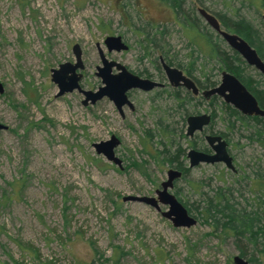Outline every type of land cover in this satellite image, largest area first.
<instances>
[{
    "label": "rangeland",
    "instance_id": "374dc122",
    "mask_svg": "<svg viewBox=\"0 0 264 264\" xmlns=\"http://www.w3.org/2000/svg\"><path fill=\"white\" fill-rule=\"evenodd\" d=\"M189 2L185 7L192 6L203 30L219 37L227 52L231 48L198 14L199 7L244 17L264 38V8L258 0H205L202 6ZM144 19L167 21L164 38L170 56L188 61V40L172 23L173 12L159 0H0V123L6 127L0 130V264H114L115 259L117 264H233L238 254L234 237L204 221L201 200L221 188L239 206H255V197H264L255 193L249 179L258 168L264 173L259 142L246 138L243 129H226L218 101L209 106L199 97L186 103L189 114L215 109L212 130L228 134L235 172L223 163H201L175 180L171 192H177L197 222L174 227L161 215L167 206L160 204L158 211L122 200L127 195L155 197L173 168L147 153L164 147L168 138L160 127L168 126L185 153L191 144L195 149L207 146L201 135L182 137L184 114L169 90L132 91L134 108L123 107L121 116L107 97L83 105L80 90L57 96L58 86L51 80V68L74 62L72 46L78 44L81 90L96 91L103 85L95 74L101 66L98 47L108 60L161 81L156 64L160 50L147 48L145 54L138 42ZM107 35H120L128 49L108 51ZM193 56L194 76L202 80L207 74L218 82L217 65L200 52ZM245 69L262 82L257 70ZM111 135L120 141L114 149L119 166L93 147ZM183 162L187 168L186 154Z\"/></svg>",
    "mask_w": 264,
    "mask_h": 264
},
{
    "label": "trees",
    "instance_id": "16d2710c",
    "mask_svg": "<svg viewBox=\"0 0 264 264\" xmlns=\"http://www.w3.org/2000/svg\"><path fill=\"white\" fill-rule=\"evenodd\" d=\"M174 14V20L172 23L178 25L186 36L188 44L191 47L189 53V59L183 63L177 61L176 57L170 56L168 48L166 47V40L164 38L166 32L167 21L165 22H150L144 19L145 23L141 25L139 35L142 38L138 41L140 46L145 50V54H148V49H158L164 60L176 67L184 70L193 80L202 88H209L216 84L211 81L207 74H203L202 80H199L195 73L196 57L193 56L194 51L200 52L206 59L211 60L214 65H217L219 70H227L234 74L245 87L255 96L259 106L264 109V77L257 73L260 79L254 78L246 71V66L243 59L234 50L230 49L227 52L223 45L218 42V38L214 39L212 33L204 31L203 27L197 22V18L194 15V9L192 6L185 7L186 3L190 1L194 3V0H159ZM199 5H203L205 0H195ZM242 2L247 0H241ZM189 2V3H190ZM259 5L264 8V0H258ZM207 10V9H206ZM216 16L221 26L233 33L238 34L244 38L252 47L255 48L260 58L264 61V38L260 31L255 28L250 21L244 17H230L225 14L212 13ZM222 43V39H220ZM173 101L176 103V107L181 108V113L186 115L187 109H185V97H180V93L176 90L173 92ZM194 99L191 96L192 100ZM218 101V109L223 112V121L226 123V129L248 131L246 138L249 140L257 141L258 144L264 148V118L257 116H244L237 110L228 104H225L218 97L212 96L208 102L209 106H212L214 102ZM212 122L216 117L215 109L212 110ZM213 125L209 127L212 131ZM160 131L167 135L166 143L161 149H153L147 153L156 161L161 164L168 163L171 167H174L182 172L184 175L188 168L185 167L183 159L185 158V149L181 146L180 142L175 141L173 132L168 129V126L160 127ZM223 138L226 139L227 133L218 131ZM147 135H151V131H146ZM185 137V134L182 135ZM228 142V139H226ZM149 144V140L144 139L142 146L144 150L146 145ZM151 146V141H150ZM194 147V144H191ZM206 148L203 147V150ZM252 188L255 193H264V173L258 168L253 172L250 178ZM177 196V192L174 193ZM177 199L186 207L188 212L189 208L184 204L179 197ZM256 205L247 208L238 205L232 198V193L222 191L221 188L214 190L211 196L203 195L201 200V214L204 221L208 222L216 231L221 229L224 235H231L234 237L235 245L238 250V255L243 257L249 262L254 264L256 262L264 264V197L259 199L255 197ZM117 259L114 260V264H117Z\"/></svg>",
    "mask_w": 264,
    "mask_h": 264
},
{
    "label": "water",
    "instance_id": "95a60500",
    "mask_svg": "<svg viewBox=\"0 0 264 264\" xmlns=\"http://www.w3.org/2000/svg\"><path fill=\"white\" fill-rule=\"evenodd\" d=\"M198 14L203 18L206 24L221 37V39L234 50L244 60V62L256 69L264 76V61L260 58L255 48L252 47L244 38L236 33L224 29L219 23L215 15L206 9L199 7ZM264 22V13L261 15ZM104 43L108 51L127 50L128 45L122 40L120 35H107ZM72 52L74 54V62H63L57 68H51V80L57 84V96L74 89L80 90L85 98L83 105L88 102L91 104L97 100L107 97L113 102L119 112H122V106L128 105L132 108V103L127 97L126 92L130 89H140L148 91L155 86L161 84L147 78H142L131 73L127 68L113 60H108L103 51L98 47V54L101 60V66L96 67V76L101 78L103 83L96 91L81 90L79 80L81 73L78 70L83 68L82 52L78 44H73ZM162 68L172 86L182 85L192 93H198V87L192 79L185 76L180 69L175 66L166 64L161 59ZM113 68L116 72H113ZM3 92V85L0 83V93ZM204 97L217 95L227 104L233 106L243 115H255L264 118V109L261 108L254 95L245 87V85L232 73L223 70L219 83L202 92ZM186 136H192L196 131H201L210 122V115L202 113L199 115H190L187 117ZM6 128L0 123V130ZM205 140L211 149V152H204L194 148H190L186 152L188 158V166L194 167L201 163L214 164L223 163L225 167L235 172L233 157L230 155L227 142L221 135H206ZM119 139L111 135L105 141L93 143L95 152L103 155L108 161L119 166L121 160L115 156L114 149L119 144ZM181 177V171L175 168H169L166 172V179L163 180L159 188L155 190L153 196L127 195L122 198L123 201L141 202L152 206L160 211L159 205L167 206V209L161 211V215L169 219L174 227H191L196 224L197 220L186 209V207L171 192L174 181ZM233 264H249L247 260L238 254L232 258Z\"/></svg>",
    "mask_w": 264,
    "mask_h": 264
},
{
    "label": "flooded vegetation",
    "instance_id": "af4514ba",
    "mask_svg": "<svg viewBox=\"0 0 264 264\" xmlns=\"http://www.w3.org/2000/svg\"><path fill=\"white\" fill-rule=\"evenodd\" d=\"M264 23V22H263ZM161 59L166 63V64H168V65H170V66H174V65H171V64H169V63H167L165 60H164V58L162 57V55H159L158 56V62L156 63L157 64V67H158V70L162 73V75H163V77H162V79H161V81H157V80H154L151 76H148V75H143V74H138V73H134L133 71H131V70H129L131 73H133V74H136V75H138V76H140V77H142V78H147V79H150V80H152V81H155V82H157V83H159V84H161V85H159V86H155V87H153L152 89H150V90H148V91H143V90H140V89H130V90H128L127 92H126V94H127V97H128V99L130 100V102L132 103V108L131 107H129L128 105H123L122 106V112H120V114H121V116H123V107H127L128 109H133L134 108V104H133V102H132V100L130 99V94L132 93V91H134V90H138V91H141V92H144V93H148V92H151V91H154V92H158V91H163V93L164 92H167L168 90H169V95L173 98V92H174V90H176V91H178L179 93H180V97H187L186 99H185V102H187V103H189L190 102V100H188V99H191V96H193L194 97V99H197V98H199L200 97V99H201V101H206L207 102V105H208V102H209V100L211 99V97L212 96H216V97H218L221 101H223V99L221 98V97H219V96H217V95H210L209 97H204V95H203V91H205V90H207V89H210V88H212V87H214V86H216L218 83H219V81H220V79H219V81L218 82H216V84L214 85V86H212V87H209V88H202V87H200L194 80H193V78H191V76H189L184 70H182V69H180V68H178V69H180L181 71H182V73L185 75V76H187V77H189L190 79H192L193 81H194V83L197 85V87H198V93H196V94H194V93H192V91L191 90H188V89H186L184 86H182V85H178V86H172L170 83H169V81H168V79H167V76H166V74H165V72H164V70H163V68H162V64H161ZM244 61V60H243ZM245 63V62H244ZM245 66H248V67H252V66H249V65H247L246 63H245ZM126 67V66H125ZM176 67V66H175ZM127 68V67H126ZM127 70H128V68H127ZM223 70H225V69H223ZM223 70H220V78H221V72L223 71ZM256 70V69H255ZM225 71H227V70H225ZM229 72V71H228ZM231 73V72H230ZM234 75V74H233ZM262 75V74H261ZM264 77V76H263ZM164 78H165V80H164ZM255 97V96H254ZM194 99H192V100H194ZM224 102V101H223ZM225 103V102H224ZM225 104H227V103H225ZM228 105H230V104H228ZM231 106V105H230ZM184 107H186V105L184 106ZM231 107H233V106H231ZM234 108V107H233ZM179 109H181V108H179ZM186 109V108H185ZM235 109V108H234ZM118 110V109H117ZM236 110V109H235ZM238 111V110H237ZM239 112V111H238ZM187 114L186 115H184L183 116V121H184V123L186 124V128H187V117L188 116H190V115H199V114H202V113H207V114H209L210 115V122L208 123V125L207 126H205L201 131H196L192 136H189V138L191 139V138H193L194 136H196V135H201V137H203L204 139H205V136L206 135H217L218 133L217 132H215V131H211V130H209V127L211 126V125H213V122H212V113L211 112H209V111H206L205 110V112H202V113H197V114H189L188 112H186ZM240 113V112H239ZM241 114V113H240ZM243 115V114H242ZM244 116H255V115H244ZM257 117H259V116H257ZM218 135H220V134H218ZM185 136H186V130H185ZM223 138V137H222ZM226 142H227V140L225 139V138H223ZM206 141V140H205ZM206 144H207V142H206ZM227 147H228V143H227ZM191 148H193V147H191ZM205 150H203V148H196L197 150H200V151H204V152H211V149H210V147L208 146V144H207V146H205ZM194 149H195V147H194ZM186 154V153H185ZM174 168V167H173ZM188 169L190 168L189 166L187 167ZM176 169V168H175ZM181 175H182V172H181ZM175 182V181H174ZM173 186H174V184H173Z\"/></svg>",
    "mask_w": 264,
    "mask_h": 264
}]
</instances>
